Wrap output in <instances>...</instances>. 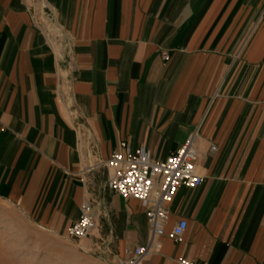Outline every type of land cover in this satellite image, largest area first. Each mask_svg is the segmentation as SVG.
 <instances>
[{"label":"crops","instance_id":"crops-1","mask_svg":"<svg viewBox=\"0 0 264 264\" xmlns=\"http://www.w3.org/2000/svg\"><path fill=\"white\" fill-rule=\"evenodd\" d=\"M192 135L202 183L149 244L103 162L121 142L161 162ZM0 200L60 238L88 200L79 242L105 264L137 246L138 264H264V0H0Z\"/></svg>","mask_w":264,"mask_h":264},{"label":"built area","instance_id":"built-area-1","mask_svg":"<svg viewBox=\"0 0 264 264\" xmlns=\"http://www.w3.org/2000/svg\"><path fill=\"white\" fill-rule=\"evenodd\" d=\"M166 59V55L162 54ZM195 135L188 137L166 160L155 162L150 152L143 146L134 150L125 142L119 144L118 151L113 152L103 166L110 171L106 181L107 189L115 192L122 199H134L145 210L147 223L151 230L149 244L153 238L163 234L168 218L166 205L170 203L180 186L195 188L201 185L202 179L196 174ZM213 150V147L210 148ZM155 186L157 188L155 189ZM95 227V215L88 200L80 206V216L67 230V238L75 241L86 239ZM187 223L178 221L170 230L169 237L178 240L185 232ZM148 252L147 247L137 246L129 256L117 264H138ZM177 264H193L179 259Z\"/></svg>","mask_w":264,"mask_h":264},{"label":"rangeland","instance_id":"rangeland-1","mask_svg":"<svg viewBox=\"0 0 264 264\" xmlns=\"http://www.w3.org/2000/svg\"><path fill=\"white\" fill-rule=\"evenodd\" d=\"M0 264L105 263L95 249L87 251L79 241L42 231L18 209L0 200Z\"/></svg>","mask_w":264,"mask_h":264},{"label":"bare ground","instance_id":"bare-ground-1","mask_svg":"<svg viewBox=\"0 0 264 264\" xmlns=\"http://www.w3.org/2000/svg\"><path fill=\"white\" fill-rule=\"evenodd\" d=\"M56 32H58V30H56ZM59 33V32H58Z\"/></svg>","mask_w":264,"mask_h":264}]
</instances>
